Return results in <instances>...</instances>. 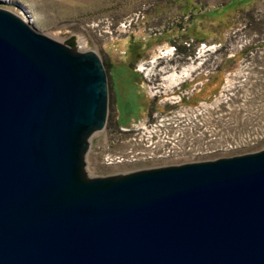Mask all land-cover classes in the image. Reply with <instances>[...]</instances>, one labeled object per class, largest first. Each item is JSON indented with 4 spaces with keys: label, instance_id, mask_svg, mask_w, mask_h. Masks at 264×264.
<instances>
[{
    "label": "water",
    "instance_id": "water-1",
    "mask_svg": "<svg viewBox=\"0 0 264 264\" xmlns=\"http://www.w3.org/2000/svg\"><path fill=\"white\" fill-rule=\"evenodd\" d=\"M108 78L0 9V264H264V150L87 176Z\"/></svg>",
    "mask_w": 264,
    "mask_h": 264
},
{
    "label": "rangeland",
    "instance_id": "rangeland-1",
    "mask_svg": "<svg viewBox=\"0 0 264 264\" xmlns=\"http://www.w3.org/2000/svg\"><path fill=\"white\" fill-rule=\"evenodd\" d=\"M0 9L62 45L95 52L105 64L109 116L90 139L89 178L264 150V0H0ZM177 56L186 63L176 67ZM188 68V76L170 87L168 78ZM161 118L164 125L200 122L229 132L237 148L171 160L150 159L141 145L145 155L118 162L134 144L120 129H137L145 142L150 124Z\"/></svg>",
    "mask_w": 264,
    "mask_h": 264
},
{
    "label": "built area",
    "instance_id": "built-area-1",
    "mask_svg": "<svg viewBox=\"0 0 264 264\" xmlns=\"http://www.w3.org/2000/svg\"><path fill=\"white\" fill-rule=\"evenodd\" d=\"M186 46L189 47L191 45L188 44ZM182 119L187 120L185 115L182 116ZM163 122L164 118H161L159 121L155 119L150 124L151 130L145 132L147 135L145 142L140 138L137 129L121 128L120 134L126 136V138L129 136L127 142L130 143L133 140L135 145L133 144V147L126 153L119 154V157H116L117 161L126 162L128 160L131 161V159L135 161L136 156L145 155L146 152L143 153L140 148L141 145L144 149L151 151L150 159L156 157L157 159L171 158V160L172 158L175 160H185V158L200 159L216 153H226L237 148L230 144L227 138V136L229 137V132L221 131V129L216 130L214 128L209 130L200 122L191 124L188 122L186 124L168 122L165 125ZM158 125L163 127V129L158 127ZM132 134L133 137L130 139ZM105 161L107 164H112L114 158L108 154L105 157Z\"/></svg>",
    "mask_w": 264,
    "mask_h": 264
},
{
    "label": "bare ground",
    "instance_id": "bare-ground-1",
    "mask_svg": "<svg viewBox=\"0 0 264 264\" xmlns=\"http://www.w3.org/2000/svg\"><path fill=\"white\" fill-rule=\"evenodd\" d=\"M190 70H192V68L185 69L180 75L174 74L171 77H169L168 82H170V83H168V84L170 85V87H171V85L175 84V82L180 81L182 78H185L186 76H188Z\"/></svg>",
    "mask_w": 264,
    "mask_h": 264
},
{
    "label": "flooded vegetation",
    "instance_id": "flooded-vegetation-1",
    "mask_svg": "<svg viewBox=\"0 0 264 264\" xmlns=\"http://www.w3.org/2000/svg\"><path fill=\"white\" fill-rule=\"evenodd\" d=\"M183 53H184V52H181L180 55H182ZM182 56H183V55H182ZM179 57H180V56H177V58L173 60V62H174V64L176 65V67L180 66L182 63H186V62H185L186 59H183V57H182V59H181V58H179ZM179 59H180V60H179ZM219 67H220L219 65H216V68H215V69L218 70ZM208 82H209V80H208ZM157 85H160V84L157 82Z\"/></svg>",
    "mask_w": 264,
    "mask_h": 264
},
{
    "label": "trees",
    "instance_id": "trees-1",
    "mask_svg": "<svg viewBox=\"0 0 264 264\" xmlns=\"http://www.w3.org/2000/svg\"><path fill=\"white\" fill-rule=\"evenodd\" d=\"M191 47V46H190ZM104 67H105V64H104ZM106 68V67H105ZM106 71H107V69H106Z\"/></svg>",
    "mask_w": 264,
    "mask_h": 264
}]
</instances>
